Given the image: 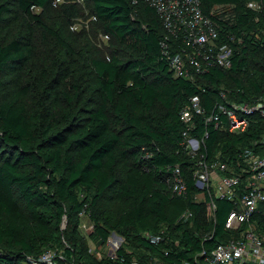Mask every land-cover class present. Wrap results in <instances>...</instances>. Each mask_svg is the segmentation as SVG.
Returning <instances> with one entry per match:
<instances>
[{"label":"trees","instance_id":"1","mask_svg":"<svg viewBox=\"0 0 264 264\" xmlns=\"http://www.w3.org/2000/svg\"><path fill=\"white\" fill-rule=\"evenodd\" d=\"M53 1L0 0V264L206 263L244 224L225 227L239 195L216 197L209 215L195 199L193 170L202 153L237 170L233 160L264 132L257 114L239 134L205 121L218 103L264 94V0L259 11L248 7L253 0H201L208 14L216 4L233 6L235 18L220 30L235 47L230 67L195 80L171 70L162 52L168 31L146 2L85 0L93 28L110 38L101 48L36 11ZM75 9L66 6L63 16ZM193 95L205 111L189 132L209 129L197 156L184 148L181 115ZM175 165L187 184L182 194L168 182ZM113 231L123 237L114 253L92 250Z\"/></svg>","mask_w":264,"mask_h":264},{"label":"built area","instance_id":"2","mask_svg":"<svg viewBox=\"0 0 264 264\" xmlns=\"http://www.w3.org/2000/svg\"><path fill=\"white\" fill-rule=\"evenodd\" d=\"M132 1H143L153 7L168 34L173 35V44L169 42L170 35L165 36L162 52L176 76L195 80L200 73L212 67L231 66L235 47L231 42L233 37H228V40L222 38L220 26L222 22H232L235 18L232 5L216 4L208 14L204 12L201 0ZM248 7L259 11L262 9V1H250ZM204 111L200 97L193 95L181 113L188 126L183 132L184 148L192 156L200 153L209 135V129H206L203 136H194L189 132V128L195 125L194 114ZM255 114L264 117V94L251 103H218L217 110L207 114L205 121L212 124L215 130L225 127L229 132L239 134L249 129ZM254 144L253 148H244L238 153L237 159L233 160L237 170L220 157L207 158L202 153L197 160L193 177L199 191L195 199L204 200L207 212L214 215L216 197L233 198L239 195L240 208L230 211L225 227L238 229L244 224L240 236L218 243L206 256V263L201 264H264V230L259 222L260 215L264 217V132ZM168 182L173 192H186L187 184L178 165L172 168ZM191 215L192 211H189L183 217Z\"/></svg>","mask_w":264,"mask_h":264},{"label":"rangeland","instance_id":"3","mask_svg":"<svg viewBox=\"0 0 264 264\" xmlns=\"http://www.w3.org/2000/svg\"><path fill=\"white\" fill-rule=\"evenodd\" d=\"M70 5H75L76 13L75 15L71 16L70 19H67L65 16H63V14L65 7ZM52 8L53 9L50 10L37 7L36 11L42 13L49 21L53 23L56 22L57 25H60L61 28L64 29V31L70 32V29L74 30L75 33L84 31L88 35L92 36V39L95 41L98 47L104 48L109 46V36L102 32L100 28H93L96 17L89 2L85 0H54ZM93 31L95 32L96 36L93 35ZM82 228L85 232L91 229L90 221L86 216L83 217ZM122 241L123 237L121 238L111 233L108 241L105 244H100L97 246V248L94 246V244H92V250L98 249V255H100L102 252L111 254L114 253Z\"/></svg>","mask_w":264,"mask_h":264},{"label":"water","instance_id":"4","mask_svg":"<svg viewBox=\"0 0 264 264\" xmlns=\"http://www.w3.org/2000/svg\"><path fill=\"white\" fill-rule=\"evenodd\" d=\"M112 234H113V235H117V236H119V237L122 238V236H121V235H118L115 231H113Z\"/></svg>","mask_w":264,"mask_h":264}]
</instances>
